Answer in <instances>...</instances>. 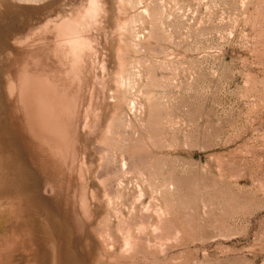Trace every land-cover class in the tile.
Masks as SVG:
<instances>
[{"label": "rangeland", "instance_id": "obj_1", "mask_svg": "<svg viewBox=\"0 0 264 264\" xmlns=\"http://www.w3.org/2000/svg\"><path fill=\"white\" fill-rule=\"evenodd\" d=\"M88 3L0 0V264H264V0Z\"/></svg>", "mask_w": 264, "mask_h": 264}, {"label": "bare ground", "instance_id": "obj_2", "mask_svg": "<svg viewBox=\"0 0 264 264\" xmlns=\"http://www.w3.org/2000/svg\"><path fill=\"white\" fill-rule=\"evenodd\" d=\"M101 10H102L101 0H89L88 5L85 6L83 9H80L76 14L63 18L59 23H54V28L56 29L58 35L62 39L61 41L62 45L66 47L67 53L69 54V56L73 57L74 62H78L81 59V56L84 53H86V51L93 49V42L91 38L88 35H86V31L88 27L97 20ZM50 24L51 21L47 23V25ZM25 82H27V80ZM40 82H41L40 83L41 87H39L40 89L36 91L37 93L35 97H37L38 99L37 111L41 117L40 119H42L43 130L45 132L46 131L49 132V134L55 137L63 139L66 135H68L67 133L68 130H66L67 134L65 135L66 128L64 129V127L67 126H64V123H62L60 115L63 112V110H68V108L69 109L71 108L64 106V103L63 105H61V103H58V101L55 100L56 97L54 98L52 96V95L55 96V94H52L53 86L48 80H43ZM29 84H31L30 81ZM32 91H34V89ZM67 99L69 100V98ZM35 111H36V107H35Z\"/></svg>", "mask_w": 264, "mask_h": 264}]
</instances>
